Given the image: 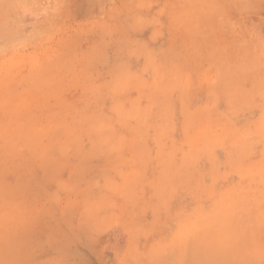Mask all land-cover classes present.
I'll return each instance as SVG.
<instances>
[{
	"label": "rangeland",
	"instance_id": "rangeland-1",
	"mask_svg": "<svg viewBox=\"0 0 264 264\" xmlns=\"http://www.w3.org/2000/svg\"><path fill=\"white\" fill-rule=\"evenodd\" d=\"M0 264H264V0H0Z\"/></svg>",
	"mask_w": 264,
	"mask_h": 264
},
{
	"label": "crops",
	"instance_id": "crops-1",
	"mask_svg": "<svg viewBox=\"0 0 264 264\" xmlns=\"http://www.w3.org/2000/svg\"><path fill=\"white\" fill-rule=\"evenodd\" d=\"M90 232H93L92 228H91V229H89L88 231H86V232H85V234L87 233L86 235H89V234H90Z\"/></svg>",
	"mask_w": 264,
	"mask_h": 264
}]
</instances>
